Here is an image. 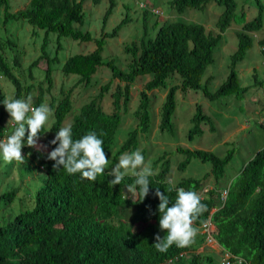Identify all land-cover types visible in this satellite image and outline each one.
Segmentation results:
<instances>
[{
	"label": "trees",
	"instance_id": "16d2710c",
	"mask_svg": "<svg viewBox=\"0 0 264 264\" xmlns=\"http://www.w3.org/2000/svg\"><path fill=\"white\" fill-rule=\"evenodd\" d=\"M83 1L28 0L22 9L10 12L9 0H0L2 26L23 21L34 29L42 30L44 37L53 34L56 40L68 38L80 43H94V49L89 53H74L61 63L63 75L76 76L77 83L86 86L97 69L106 67L110 73V80L75 113L71 111L69 95L56 103L53 100L49 102L51 124L47 134L45 126L40 133V138L45 136L43 150L28 147L25 136L22 153L26 156L24 162L18 164H22V175L27 177L37 170L43 174L38 177L28 204L18 203L28 208L18 211L0 226V264H219L212 252L197 251V239L207 245L204 233H198L190 246L180 248L173 244L166 253L158 252L152 246L157 234L161 238L166 235V231H161L159 227L160 201L154 195L157 188L168 195L169 206L176 199L175 189L195 191L201 197V203L207 206V211L198 217L193 226L199 229L202 224L208 223L211 226L208 233L220 253L239 257L248 264H264V145L242 165L223 191L204 189V182L210 176L214 184H218L231 159L232 150H225L219 156L211 151L176 148L175 151L182 156L178 170L183 171L194 159L209 165L208 174L200 178L182 177L173 184L168 179V161H161L159 169L148 178L149 194L142 201L139 196L133 199L127 195L126 186L135 180L131 172L126 173L120 185L115 186L109 184L114 177L107 175L116 159L123 153L135 151L139 136L149 132L151 117L147 92L166 89L174 80L178 82L177 85L167 86L160 106L158 130L167 134L173 133L171 119L177 91H200L207 101L242 97L247 88L239 85L234 68L252 45L251 34L262 33L264 29L263 6L258 0H253L256 14L246 20L242 11L237 12L236 0H170L169 8L179 15L186 9L201 11L211 2L220 6L222 10L214 24L215 32H208L199 24L174 21L153 24L150 27L152 33H149L143 23L138 42L124 47L130 60L126 69L120 70L112 60L102 61L101 51L104 40L114 37L127 22L126 16L110 32H101L98 38H92L88 31L75 27L83 21ZM97 1L92 0L93 3ZM106 1L103 24L115 7V0ZM143 12L144 15L148 13L146 10ZM232 24L239 29L235 32L236 48L229 55V71L225 80L210 92L207 81L202 83L201 78L206 67L213 63V50L221 34ZM45 41L40 45L41 54L29 65L30 69L38 60H45V87L39 85L35 93L31 85L21 84L12 73L0 44V77L13 87V94L8 99L31 96L33 107L43 103L44 94L52 88L51 71L55 61L48 58ZM6 44L13 45V48L16 46L10 41ZM257 45L264 46V34L257 40ZM259 52L264 57V49ZM12 64L18 65L16 56ZM146 75L150 79L138 93V104L133 111L137 125L127 132L113 151L121 114L125 113L129 103L130 85L137 77ZM113 80L117 83L108 94L110 109L106 112L101 106L102 98ZM253 85L264 91V78L256 81L253 77ZM4 99L0 90V139L7 138L17 126L15 122L6 125L10 117L5 110ZM68 115H71V120L67 126L71 127L74 141L95 132L103 141L106 156L112 155L105 174L98 175L94 182L82 179L79 172L68 174L62 166L54 169L55 161L47 158L57 146L50 141ZM189 123L188 140L202 135L201 125H207L212 130L211 119L197 104ZM159 159L151 163V168L157 165ZM17 192L18 187L2 192L0 201L9 206L16 199Z\"/></svg>",
	"mask_w": 264,
	"mask_h": 264
},
{
	"label": "rangeland",
	"instance_id": "374dc122",
	"mask_svg": "<svg viewBox=\"0 0 264 264\" xmlns=\"http://www.w3.org/2000/svg\"><path fill=\"white\" fill-rule=\"evenodd\" d=\"M28 0H9L8 6L10 12L22 9ZM170 0H115V7L105 21L102 23V15L107 6L106 0H98L93 3L92 0H84L82 4L83 21L80 26H75L81 31H88L92 38H98L102 33L110 32L122 18L126 16L127 22L121 27L114 37L106 38L101 51L102 61L112 60L115 66L120 70H125L130 60V55L125 53L124 47L130 43H137L143 31V23L147 26L149 33H152L150 27L153 24H163L169 22H185L202 25L206 31L215 32L214 24L222 8L214 3H208L203 10L196 11L186 9L181 15L176 14L169 8ZM264 9V0H258ZM143 3L145 8H138L137 3ZM237 12L242 11L246 20H250L255 14L256 9L253 0H236ZM150 9L158 11V15L151 14ZM147 11L145 15L143 11ZM2 10L0 9V44L3 45V55L12 68V73L23 85H31L35 91L40 85L45 87L43 82V71L45 69V60L40 59L34 67L29 69V65L40 53V45L46 40V51L48 58H54L52 63L51 80L52 88L44 94L43 103L49 105L53 100L58 102L65 95H69L72 104V113L84 103L95 96L100 88L110 80V73L106 67L97 69L88 85L83 86L77 83L76 76H65L60 71L61 63L74 53H89L94 49V43H80L71 41L68 38L56 40L53 34L44 37L42 30L34 29L23 21H13L5 26L1 25ZM239 29L237 25H230L220 37L219 42L213 50V63L208 65L201 78V82L207 81V88L213 92L226 78L229 71V55L236 48L235 32ZM264 34H251L253 42L246 51L242 61L236 64L234 70L237 75L238 83L241 87H246V92L240 98L224 97L214 101H207L200 91H185L175 93V109L171 122L173 124V133H160L158 130L160 106L163 102L167 86L177 85L176 80L166 86V89H156L147 92L149 96V113L151 117L149 132L140 135L136 150H140L145 158V163L151 166V163L160 158L157 165L152 168L153 172L159 169V163L167 160L169 163L168 179L175 183L182 177L200 178L208 174L209 165L202 164L192 159L186 168L178 170L177 165L182 160V156L175 150L176 148L200 149L211 151L222 156L225 150H232V156L224 169V174L218 184H214L213 179L208 176L204 182V189H215L223 191L228 182L234 178L242 165L251 157V155L264 145V91L253 85V77L256 81L264 78V57L259 52L257 40ZM10 41L16 46L6 44ZM58 47V48H57ZM56 52V53H55ZM16 56L18 65L12 64L13 57ZM150 79L149 75L137 77L130 85L129 103L125 113L121 114V123L115 136V147L113 151L121 144L126 137L127 132L136 127L137 121L134 118L133 111L138 104V93L143 85ZM116 80H113L108 92L102 98L101 106L104 111L110 109V98L108 94L113 90ZM0 90L5 98L13 94V87L4 78L0 77ZM201 107L204 114L211 119L212 130L207 125H201L202 135L195 136L191 140L187 139L186 133L190 127L189 120L194 112V105ZM28 115H31L29 113ZM71 115L66 117L61 127L70 123ZM13 121L6 120V125ZM51 124V112L48 120L44 124L46 134ZM45 136L38 141L42 149V141ZM2 138L0 140H4ZM23 156H26L22 153ZM111 154L106 157L111 162ZM120 157V156H119ZM119 157L110 168V171L118 163ZM24 162V161H23ZM22 162H7L0 154V194L12 188L18 187L16 199L9 205L4 206L0 201V226L3 225L11 216L20 210L27 209L25 205H19V202L28 204V197L37 186V179L43 172L37 170L30 176L23 177ZM18 165V166H17ZM128 173V172H127ZM40 186V184H39ZM128 196H131L127 192ZM20 198V199H19ZM27 198L26 200H24ZM18 199V200H17ZM199 230V229H198ZM200 234V230L198 231ZM198 233L196 236H198ZM198 240V252H212L220 264V255L216 244L210 243L204 245Z\"/></svg>",
	"mask_w": 264,
	"mask_h": 264
},
{
	"label": "clouds",
	"instance_id": "9594fccd",
	"mask_svg": "<svg viewBox=\"0 0 264 264\" xmlns=\"http://www.w3.org/2000/svg\"><path fill=\"white\" fill-rule=\"evenodd\" d=\"M5 110L9 114V121L17 125L6 139L0 140V154L7 162L24 161L22 148L26 136V145L30 148H38L41 129L50 115V108L41 104L39 107L32 106V98L7 99L3 100ZM31 113V115H28ZM50 144L57 145L54 150L48 153L47 158L55 161L54 169L62 168L68 174L80 173L82 179L95 181L98 175L105 174L108 168L109 159L103 150V141L98 138L95 132H89L78 140H73L70 126L61 127L50 141ZM131 172L135 177L134 183L126 186L127 192L135 199L137 196L141 201L149 194V177L153 174L150 165L145 163V158L140 150L120 155L118 163L107 173L114 179L109 181L111 186L120 185L125 174ZM172 189H169L171 191ZM176 199L170 204L168 195L162 193L159 188L154 195L159 198V227L166 231L161 238L155 236V243L152 245L158 252L166 253L175 244L184 248L190 246L198 233L194 222L205 211L207 206L201 203V197L195 191H186L184 188H177ZM243 264V261H240Z\"/></svg>",
	"mask_w": 264,
	"mask_h": 264
},
{
	"label": "built area",
	"instance_id": "2783aa9c",
	"mask_svg": "<svg viewBox=\"0 0 264 264\" xmlns=\"http://www.w3.org/2000/svg\"><path fill=\"white\" fill-rule=\"evenodd\" d=\"M138 8H145L144 4L139 2L137 3ZM150 13L154 14V15H158V11L154 10V9H150L149 10ZM264 46H260L259 50H263ZM222 194H224V192H222ZM211 228V226L208 223H204L199 227L200 233H204L205 234V242L206 244H210V243H214L213 239L211 238L210 234L208 233L209 229ZM221 259H220V264H240V261H242L241 258L239 257H231L230 255H227L226 253L222 252L221 253ZM243 264H248L246 262H243Z\"/></svg>",
	"mask_w": 264,
	"mask_h": 264
}]
</instances>
